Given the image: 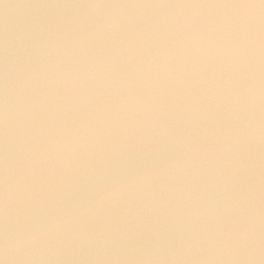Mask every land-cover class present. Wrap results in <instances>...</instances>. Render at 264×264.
I'll use <instances>...</instances> for the list:
<instances>
[{"label":"water","instance_id":"obj_1","mask_svg":"<svg viewBox=\"0 0 264 264\" xmlns=\"http://www.w3.org/2000/svg\"><path fill=\"white\" fill-rule=\"evenodd\" d=\"M0 264H264V0H0Z\"/></svg>","mask_w":264,"mask_h":264}]
</instances>
